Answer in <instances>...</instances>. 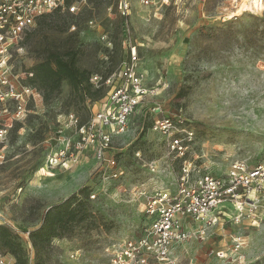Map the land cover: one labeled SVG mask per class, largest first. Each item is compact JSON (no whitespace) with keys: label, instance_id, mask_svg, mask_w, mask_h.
I'll return each mask as SVG.
<instances>
[{"label":"rangeland","instance_id":"1","mask_svg":"<svg viewBox=\"0 0 264 264\" xmlns=\"http://www.w3.org/2000/svg\"><path fill=\"white\" fill-rule=\"evenodd\" d=\"M120 1L91 0L78 13L62 10L37 21L23 52L12 60L13 73L28 83L33 66L49 52L78 51L77 65L90 72L98 89L95 98H82L64 80L61 91L47 99L37 88L38 100L13 120L0 142V225L20 236L30 264L36 263L30 232L42 225L52 205L84 186L91 189L94 218L70 236L54 239L41 252L44 264H105L106 245L140 233L142 193L172 187L180 170L179 163L169 166L163 136L153 129L157 117H185L196 135L191 156L218 176L235 160L264 162V0L247 9L244 0H168L147 6L129 0L128 22L119 12ZM127 29L146 85L159 93L146 98L128 134L114 143L125 158V176L100 178L90 151L75 165L48 168L67 140L79 138L70 115L86 123L107 97L127 55ZM261 203L256 221H236L233 206L219 212L204 237L192 234L174 246L171 264H264V199Z\"/></svg>","mask_w":264,"mask_h":264},{"label":"built area","instance_id":"2","mask_svg":"<svg viewBox=\"0 0 264 264\" xmlns=\"http://www.w3.org/2000/svg\"><path fill=\"white\" fill-rule=\"evenodd\" d=\"M89 1L0 0V104L3 107L0 142L6 139L13 120L24 117L29 105L40 97L37 87L13 73L12 60L23 52L29 30L46 14L58 9L78 13ZM140 3L157 5L168 3V0H140ZM130 10L129 0L119 2V12L126 22ZM103 39L112 46L107 35ZM124 44L127 55L101 107L86 123H81L75 114L70 115L79 138L74 143L67 140L65 146L50 157L48 168L75 165L86 151H90L98 162L100 178L120 181L125 176L126 161L118 156L114 143L128 134L133 118L146 98L159 91L146 85V73L140 66L138 48L129 29ZM111 82L108 78L107 83ZM153 129L163 136L170 157L169 166L179 163L180 170L172 187L157 189L149 195L142 193L145 200L140 233L106 245L105 264H171L174 246L187 241L192 234L204 237L222 210L233 206L236 221L244 218L256 221L262 206L264 162L250 165L235 160L225 175L218 176L199 164V157L191 156L196 135L185 117H157ZM73 147L76 151L72 150ZM136 155L141 156L140 150ZM152 168L156 170L155 166ZM91 197L95 198V195ZM218 254L225 256L221 251ZM71 256L74 257V253ZM0 264H16V261L0 252Z\"/></svg>","mask_w":264,"mask_h":264},{"label":"trees","instance_id":"3","mask_svg":"<svg viewBox=\"0 0 264 264\" xmlns=\"http://www.w3.org/2000/svg\"><path fill=\"white\" fill-rule=\"evenodd\" d=\"M61 9L46 14L38 19L46 21ZM28 35V34H27ZM79 52L71 50L65 54L49 52L32 68L33 76L29 77L28 84L44 90L48 98L61 91L62 83L67 80L73 91L82 98H95L98 89H93L91 74L88 70L77 65ZM91 189L84 186L68 198L52 205L45 213L42 225L30 232L29 237L36 250V263L44 264L42 251L48 249L54 239L70 236L75 228L94 218L89 203ZM0 250L3 254L12 256L16 264H30L20 236L7 225H0Z\"/></svg>","mask_w":264,"mask_h":264},{"label":"bare ground","instance_id":"4","mask_svg":"<svg viewBox=\"0 0 264 264\" xmlns=\"http://www.w3.org/2000/svg\"><path fill=\"white\" fill-rule=\"evenodd\" d=\"M253 5H256L257 7H260V3H259V1L258 0H244L243 1V3H242V8H248V7H250L251 8V6H253ZM241 6V5H240ZM240 8V7H239ZM239 12H240V9L237 11V13H235V14H239ZM230 16V15H229ZM229 19V18H228Z\"/></svg>","mask_w":264,"mask_h":264}]
</instances>
